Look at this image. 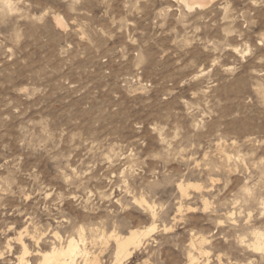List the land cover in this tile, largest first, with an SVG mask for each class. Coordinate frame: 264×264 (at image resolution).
<instances>
[{"label":"rangeland","instance_id":"obj_1","mask_svg":"<svg viewBox=\"0 0 264 264\" xmlns=\"http://www.w3.org/2000/svg\"><path fill=\"white\" fill-rule=\"evenodd\" d=\"M0 4V264L153 224L122 264H264V0Z\"/></svg>","mask_w":264,"mask_h":264},{"label":"bare ground","instance_id":"obj_2","mask_svg":"<svg viewBox=\"0 0 264 264\" xmlns=\"http://www.w3.org/2000/svg\"><path fill=\"white\" fill-rule=\"evenodd\" d=\"M2 1H4L7 4V0H2ZM180 1L189 10H192L196 7H200V8L206 7L212 4L214 0H180ZM4 5L5 4H3V6ZM56 20L58 24L64 25V22L61 17L57 16ZM178 186L183 195L188 194L187 193L188 187H194L197 189L201 188V185L198 183H192V184L180 183ZM140 203H142L143 205L147 204V208L151 211V216L153 218L156 217L157 213L155 212L153 207L146 202L145 199H142ZM155 229H156V225L153 224V226L151 225L146 229H140V228L131 229L125 235L116 232L110 234L109 239L113 238L115 242V250L113 251L114 257L112 256L114 260L112 264H122L125 259L129 258L132 254H134V252L137 249H139L142 245L146 243L147 239L151 236V233ZM77 232H78V238L73 235H70L67 237L66 240H63L58 233H55L54 234L55 238L59 240L58 244L57 245L54 244L49 250H46L44 252L39 251L40 258L38 264H101L102 252L96 253L91 249L94 248L93 247L94 244L97 245L99 242H101V240L103 241V238L106 239L107 234L105 235L103 232L100 233L97 228H90L89 233L91 237L88 238L83 226L80 227ZM98 232L100 236L102 235L101 240H99V242L98 240H96V237H100L99 234H97ZM18 233L19 234L17 239L22 245L23 254L18 258L19 263L17 264H27L26 254L29 252V250L26 243L24 242V234L26 233V231L24 230ZM254 235H255V241L252 244H250V246H252L256 250H260L264 252V232L254 231ZM88 239H91V242H88ZM107 240L105 241L106 243L108 242ZM191 243H192L191 246H195L193 241ZM90 244L92 245V247H89ZM189 262L190 264H201L198 263L197 257H195V255L193 254L190 255Z\"/></svg>","mask_w":264,"mask_h":264}]
</instances>
